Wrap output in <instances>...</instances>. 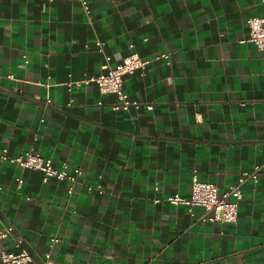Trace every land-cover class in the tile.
<instances>
[{
	"label": "crops",
	"instance_id": "crops-1",
	"mask_svg": "<svg viewBox=\"0 0 264 264\" xmlns=\"http://www.w3.org/2000/svg\"><path fill=\"white\" fill-rule=\"evenodd\" d=\"M86 1L88 15L76 0H0V151L82 172L68 194L0 162V231L14 228L0 251L26 250L29 264L47 252L52 264H264V52L247 42L261 0ZM131 44L149 64L124 90L150 112H113V96L74 85ZM254 171L234 224L164 203L188 197L194 173L223 193Z\"/></svg>",
	"mask_w": 264,
	"mask_h": 264
},
{
	"label": "built area",
	"instance_id": "built-area-1",
	"mask_svg": "<svg viewBox=\"0 0 264 264\" xmlns=\"http://www.w3.org/2000/svg\"><path fill=\"white\" fill-rule=\"evenodd\" d=\"M47 3H52L53 0H44ZM83 12L89 14L88 4L86 0H76ZM262 14L259 16L251 17L247 20L248 37L247 42L254 45L258 50L264 52V0H261ZM103 43L99 41L94 42V47L98 51H102ZM87 48L88 45H85ZM130 53L125 56L119 63L110 66V57L105 56V65L102 67L103 72L97 76H92L80 82H75L77 87L83 85L87 86L94 84L98 92L102 95H111L115 101L109 105L113 112H128L129 110H139L143 108L145 111H152L153 106L150 103L142 104L136 100L129 98V95L124 90V77L132 74L136 70L143 72L149 61L140 58V56L133 51V45H129ZM168 59V54H162L156 59ZM168 63V62H167ZM47 105L50 103L46 102ZM69 105V104H68ZM241 105H244L241 103ZM0 162L15 165L19 168L39 171L42 173V183H47L49 180L65 181L71 184L68 188V194L73 192V185L81 177L82 172L78 169L69 170L66 163H62L55 167L48 159L43 158L38 153L32 150H25L17 155H9L7 149L0 151ZM102 176H98V181ZM252 180L256 182L257 175L254 172H243L238 178L237 182L230 186L228 190L219 193L215 184L210 182L201 181L198 175L194 173L190 181V189L188 197H181L179 195L169 196L164 200V203L169 206L183 207L189 214H192L194 209L201 208L210 222H221L226 224H234L238 216V204L242 197L241 186L247 181ZM23 180L17 179L16 188H21ZM98 193H102L101 185L98 183L95 186ZM158 203L159 200H154ZM10 226L3 231H0V240L5 238L13 231ZM58 240L56 238L51 240L50 247L53 246ZM33 258L26 250H21L18 253H8L4 250L0 251L1 264H29ZM41 264H52L50 261V254L47 252Z\"/></svg>",
	"mask_w": 264,
	"mask_h": 264
}]
</instances>
